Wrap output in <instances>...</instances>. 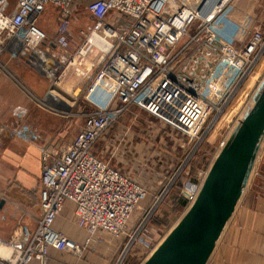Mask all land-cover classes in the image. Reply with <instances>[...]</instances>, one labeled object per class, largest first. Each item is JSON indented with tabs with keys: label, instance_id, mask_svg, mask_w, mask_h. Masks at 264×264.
I'll return each instance as SVG.
<instances>
[{
	"label": "built area",
	"instance_id": "built-area-1",
	"mask_svg": "<svg viewBox=\"0 0 264 264\" xmlns=\"http://www.w3.org/2000/svg\"><path fill=\"white\" fill-rule=\"evenodd\" d=\"M231 1L89 0L86 10L91 23L71 54L68 44L74 0H16L11 12L8 1L0 0V56L8 51L11 58H20L40 71H46L51 60L93 86L100 80L108 84L105 98L91 101L69 144L39 147L40 216L32 230L0 240V249L7 247L8 251L0 255V264H48L52 251L80 259L103 242V235L133 239L128 225L147 190L98 158L94 145L133 107L177 130L186 146L206 138L250 78L264 49V32L259 28L240 47L217 34L215 19ZM49 5L57 12L53 39L36 23ZM114 13L121 19L108 22ZM91 51L98 56L90 58ZM256 87L244 94L232 122H241ZM3 131L30 144L38 141L37 132L21 122L20 115L10 126L0 124V133ZM200 183L183 191L189 202ZM66 203L72 205L75 226L84 233L81 242L56 227ZM127 251L124 248L106 264H124Z\"/></svg>",
	"mask_w": 264,
	"mask_h": 264
},
{
	"label": "crops",
	"instance_id": "crops-1",
	"mask_svg": "<svg viewBox=\"0 0 264 264\" xmlns=\"http://www.w3.org/2000/svg\"><path fill=\"white\" fill-rule=\"evenodd\" d=\"M7 1L11 12L16 0ZM88 1L74 0L73 3L68 44L71 54L80 46L82 32L91 23L86 10ZM52 10L56 18L57 12L53 7ZM119 19L121 16L114 13L107 21ZM37 25L44 30L43 23ZM214 27L222 39L240 47L254 28L264 32V0H232L217 15ZM44 31L48 32L46 29ZM53 36L48 35L50 39ZM97 56L96 51L89 53L92 59ZM0 59L7 60L9 65L7 72H0V124L7 123L10 126L20 115L21 122L28 124L38 134V141L30 144L8 132L0 133V198L4 200L0 208V230H9L6 238L0 237V240H6L14 233L32 230L35 220L40 216L39 147L42 144H69L83 123V115L91 108V101L101 102L105 98L108 84L100 80L93 86L91 82L76 77L70 68L64 69L62 65L58 67L51 60H45L47 70L40 71L28 66L20 58H11L8 51ZM262 59L264 49L254 69L261 65ZM256 86L257 92L262 86H259V81ZM229 106L220 120L227 121L233 117L235 108ZM149 117L142 121L132 120L123 114L116 121L121 120L126 125L120 126L126 130L121 132V142H130L135 134L127 129L130 123L148 122L152 129H144L146 135L159 140V146L152 147L151 153L134 148L133 151L126 150L115 154V157H108L113 163L129 164L130 169L137 174L129 176L123 173L133 179H140L147 189L146 198L135 210L138 214H135V219L133 217V224L130 222L128 225V232L134 240L127 237L114 240L103 235V242L93 252H85L76 264H106L116 259L124 248L128 250L124 264H136L143 258L142 264H151L159 250L172 241V246L183 242L185 231L206 223L208 212L202 194V176L206 174L207 177L220 157L230 140L229 134L222 135L219 145L207 147V140L216 123L201 143L186 146L181 133L154 116ZM146 152L150 154L149 157L140 160V156L146 155ZM121 155H124V161L119 160ZM137 161L153 164L141 166L139 163L137 166ZM222 173L231 178L222 175L213 185L218 215L211 241L198 250L179 254L167 264H264V115L246 130L236 152L224 164ZM145 179H148V184L144 182ZM197 183H200V187L194 200L189 202L183 191ZM143 210L152 223H147L142 230L144 222L142 220L143 224L137 225V219L143 215ZM56 227L77 242L83 239V231L75 226L71 204L63 206ZM63 258L65 256H60L59 252L52 251L48 264H64Z\"/></svg>",
	"mask_w": 264,
	"mask_h": 264
},
{
	"label": "rangeland",
	"instance_id": "rangeland-1",
	"mask_svg": "<svg viewBox=\"0 0 264 264\" xmlns=\"http://www.w3.org/2000/svg\"><path fill=\"white\" fill-rule=\"evenodd\" d=\"M51 11H53L52 6H50V5L47 6L45 8V10L43 11V13L37 18L39 20H36L37 24L39 22H41L45 25V26L43 25V28H44V30L46 29L48 31L46 33L50 37L54 35L56 23H57L56 18L53 15V13L55 14V12L53 11V13H52ZM0 61H1L2 65L4 66V70H2L1 72H7L9 69V65L7 63V60L1 59ZM261 61H262L261 65L256 67L254 69L253 73L251 74L250 78L245 83L242 84L239 92L236 94V96L234 97V99L232 100V102L229 106L230 108H235V110L236 109L238 110L241 102L244 101V94L251 91V89H253L255 87V84L259 81V86L260 87L262 86V87L259 88L257 92L255 90L256 93L254 92L255 95L253 94V96L250 100V104L246 107V109L244 110V112L241 115L242 116L241 121L244 119V117L246 115L251 113L253 111V109H255V107L264 99V59H262ZM258 95H259V97H258ZM235 110H234V112H235ZM237 110H236V112H237ZM126 115L130 116L132 118V120H135V119L138 120L139 119L142 121L144 119L146 120V119L151 118V117H149V116H151L150 114H148L144 110H141L137 107L131 108L127 113H125V116ZM233 118L234 117H232L230 120H227V121H225L224 119L223 120L219 119L216 122L217 125L214 127L210 137L207 140V145H206L207 147L210 148L211 146L215 147L216 145H219V143L221 141L220 139L222 138V135L224 133L229 134L228 137H230V139L232 138L233 134L237 131V129L239 128L240 123H241L238 121L232 122ZM119 121L120 122H117L114 127L110 128L107 132H105L103 135H101L99 137V139L97 140L96 144L94 145L93 153L98 158H100L101 160L109 161V159H108L109 156L114 155L113 157H115V154H119V153L124 152L126 150H132L133 151L134 148H136V150L139 149L140 152L148 151L149 153H151L152 147L160 145L159 140L151 139L146 135V132L144 129H152L150 127L151 125L148 122H145V123L132 122V123H130V125L127 126L128 127L127 129L130 130V132H132V133L135 132V134L130 139V142H132V144H130V142H127L126 144L122 143L121 142L122 141L121 140L122 139L121 132H124L126 130H123L121 127H125L126 125L124 123H122L121 120H119ZM123 122H125V121H123ZM146 124L149 126H145ZM1 125L8 126L7 123L1 124ZM230 127H233L231 129V131L229 130ZM150 137H152V136H150ZM148 144H150L151 147L150 146L146 147V146H148ZM148 152H146L147 153L146 155H141L140 160L148 158L149 157L148 155H150V154H148ZM123 158H124V155H121L119 160L121 161V160H123ZM155 159H157V158H155ZM161 159L163 160L164 158L161 157ZM109 162H110V164L114 165V167H116L117 169L121 170L122 172L128 174L129 176H133L134 173L137 174V172L132 171V169H130L129 164L125 163L126 164V166H125V164L122 165L121 162H118L117 164H116V162H114V163L111 161H109ZM137 162H136L137 166L139 165V163L141 164V166H143L144 164L145 165L146 164H148V165L153 164V163H150L149 161L146 163L144 161H140L138 163ZM123 166L125 167V169H123ZM135 180L140 182V179L137 180V178H136ZM147 181H148V179L147 180L145 179L144 182L147 183ZM2 195L6 196L5 194H2ZM141 209H143V208H141ZM142 212H143V215L137 219V223H138L137 225L143 224V222H144V224H143L144 226L142 227V230H143L147 226V223H152V219L149 218V216L147 217V215H144V213H146V211L143 210ZM136 213H137V211H135V213L133 214L130 222H132L133 217L135 219ZM142 220H143V222H142ZM132 224H133V222H132ZM8 231H5L4 229L0 230V237H3L5 239ZM60 256H65V259L63 258L64 259L63 261L66 263H64V264H76L77 260H81L82 257H84V255H83L80 259H77L71 255L61 254V253H60Z\"/></svg>",
	"mask_w": 264,
	"mask_h": 264
},
{
	"label": "water",
	"instance_id": "water-1",
	"mask_svg": "<svg viewBox=\"0 0 264 264\" xmlns=\"http://www.w3.org/2000/svg\"><path fill=\"white\" fill-rule=\"evenodd\" d=\"M263 115L264 99L255 107V109H253L251 113L244 117V119L240 123L239 128L224 146L220 157L215 162L212 169L209 171L204 181L202 191L208 212L207 220L204 226L200 223L199 225H196L195 228L185 231L186 237L183 242L172 246L174 245V242L172 241L171 244H168L166 247L162 248L156 253L151 264H167L171 259L175 258L183 252L198 250L208 245L214 235L218 215V210L216 208L213 196L214 182L222 175L227 178H231L230 175L222 173L224 164L228 162L236 152L246 130L252 123H254ZM3 205L4 200L0 198V208Z\"/></svg>",
	"mask_w": 264,
	"mask_h": 264
},
{
	"label": "bare ground",
	"instance_id": "bare-ground-1",
	"mask_svg": "<svg viewBox=\"0 0 264 264\" xmlns=\"http://www.w3.org/2000/svg\"><path fill=\"white\" fill-rule=\"evenodd\" d=\"M93 42L99 46L100 48H104V44L102 42H100L97 38H94ZM7 247H3L2 249H0V255H7L8 251L6 249Z\"/></svg>",
	"mask_w": 264,
	"mask_h": 264
}]
</instances>
